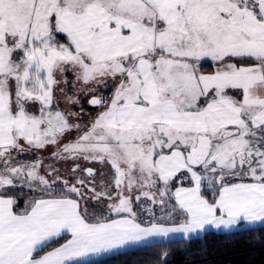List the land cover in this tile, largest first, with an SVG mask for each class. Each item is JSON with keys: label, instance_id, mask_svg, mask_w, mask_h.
<instances>
[{"label": "snow or ice", "instance_id": "1", "mask_svg": "<svg viewBox=\"0 0 264 264\" xmlns=\"http://www.w3.org/2000/svg\"><path fill=\"white\" fill-rule=\"evenodd\" d=\"M244 225L264 228V0H0V264Z\"/></svg>", "mask_w": 264, "mask_h": 264}, {"label": "trees", "instance_id": "2", "mask_svg": "<svg viewBox=\"0 0 264 264\" xmlns=\"http://www.w3.org/2000/svg\"><path fill=\"white\" fill-rule=\"evenodd\" d=\"M165 252L167 264H264V228L255 225L230 232L209 230L188 239L129 248L83 264H160Z\"/></svg>", "mask_w": 264, "mask_h": 264}, {"label": "rangeland", "instance_id": "3", "mask_svg": "<svg viewBox=\"0 0 264 264\" xmlns=\"http://www.w3.org/2000/svg\"><path fill=\"white\" fill-rule=\"evenodd\" d=\"M50 153H51V149H49V151H48L47 153H43V155H44V156H49ZM20 159H21V161H26V160L30 159V157H21ZM45 163H46V164H47V163H55V161L49 159V160H46ZM60 165H62V167H61ZM56 166H57V167L60 166L62 169H63V167H66V165H63V164H57ZM247 226H255V225H244L243 227H247ZM239 228H242V227H237V228H234V229H232V230H236V229H239ZM209 230L223 231V230H216V229H211V228L208 229L207 231H209ZM201 234H203V233L193 234L191 237H193V236H198V235H201ZM173 238H184V236H183L182 234H174V235H171L170 237H168V238H166V239L151 238V239H149L148 241L141 242L140 244L129 245V246L125 247V248L117 249V250H113V251H111V252L104 253V254H101V255H99V256H89V257L85 258L84 260H82V261L80 262V264H83V263H85V262H88V261H91V260H95V259H98V258H101V257H105V256H107V255H110V254H113V253H116V252L124 251V250L129 249V248H133V247L141 246V245L148 244V243H152V242H156V241L169 240V239H173ZM62 242H64V241H62ZM62 242H61V243H62Z\"/></svg>", "mask_w": 264, "mask_h": 264}]
</instances>
